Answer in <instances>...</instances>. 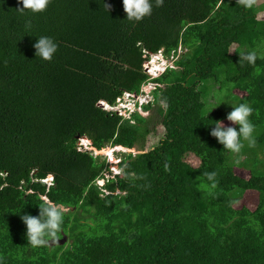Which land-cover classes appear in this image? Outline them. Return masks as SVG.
Listing matches in <instances>:
<instances>
[{"label":"trees","instance_id":"obj_1","mask_svg":"<svg viewBox=\"0 0 264 264\" xmlns=\"http://www.w3.org/2000/svg\"><path fill=\"white\" fill-rule=\"evenodd\" d=\"M258 2L164 0L130 22L123 0H51L23 15L19 0H0V264H264ZM37 36L59 45L52 61L36 59ZM258 47L255 65L239 62ZM160 51L173 66L151 75L145 64ZM148 83L152 100L130 118L100 104ZM227 103L254 109L255 147L236 162L209 134L229 122ZM158 125L164 136L146 151ZM109 145L128 149L115 175L100 155ZM249 191L257 207H238ZM42 197L69 211L50 243L32 248L21 215H38Z\"/></svg>","mask_w":264,"mask_h":264},{"label":"clouds","instance_id":"obj_2","mask_svg":"<svg viewBox=\"0 0 264 264\" xmlns=\"http://www.w3.org/2000/svg\"><path fill=\"white\" fill-rule=\"evenodd\" d=\"M19 2L22 4V7L17 9V11L23 15L26 12H31L32 14L45 12L51 3V0H19ZM238 2L245 4V6L248 7L252 4V0H238ZM163 4L164 0H154V4L153 0H123L126 20L130 22H140L145 17L152 15L154 5L155 7H162ZM105 5L109 8L107 4ZM33 47L35 49L36 59L38 58L40 60L50 62L57 53L59 45L53 37L37 36V40ZM258 50L259 47L257 50L248 51L246 53L243 51L237 52L240 57L239 62H247L248 65H255L258 59ZM229 53L232 52L230 51ZM159 56L160 52L153 54L146 64L149 65L152 61H156L161 68L163 67L161 70L157 69L160 73H162L169 66H173V64H170L164 55V61L159 59ZM103 102L104 101L100 104L103 105ZM227 104L232 106V111L228 112L226 116V119L230 122L231 126H226L224 120H217L214 124H210L214 125V127L211 128L209 134L223 146V151L239 154L244 147V141H247L249 147H254L256 144V129L250 119L254 109L247 103H240L239 105H233L230 103ZM215 108L217 107H213L209 113H211ZM82 144L85 145L84 143ZM122 149L126 148H121V150ZM95 152L98 154L97 151ZM117 168L119 170L118 173H120L121 169L118 166ZM212 175L214 174H209L208 178L212 179ZM52 179L53 176L51 175L48 179H45L44 182L49 183ZM41 200L42 202L38 204V215H21V220L26 226V239L32 248L44 247L48 245L50 243L48 238H54L61 230L64 218L69 211L65 205L55 203L47 197H42Z\"/></svg>","mask_w":264,"mask_h":264},{"label":"rangeland","instance_id":"obj_3","mask_svg":"<svg viewBox=\"0 0 264 264\" xmlns=\"http://www.w3.org/2000/svg\"><path fill=\"white\" fill-rule=\"evenodd\" d=\"M264 0H259L258 3H262ZM264 13H261V15H263ZM236 49V46H233L232 47V51H235ZM183 52V51H182ZM159 59H161L162 61H164V57L163 56H159L158 57ZM177 58V57H176ZM159 61V60H158ZM163 64V63H162ZM175 66V65H174ZM149 67H151L152 69H155V70H161L162 68L160 67V65H158V63L156 61H152L151 64H149ZM147 72H149V70H147ZM160 73V72H159ZM154 75H157V74H154ZM147 87H152V86H147ZM217 88V87H216ZM147 91H150L152 92V89H148ZM236 93H239V94H242L241 92H238L236 91ZM220 96H225V92L220 94ZM211 102L214 104V107L218 106L217 103L218 101L217 100H213L211 99ZM153 114H156V111L155 110H150L148 112H146L145 115H153ZM230 122H225L226 125H229ZM164 128L163 126L161 125H158L157 128H156V131L155 133L153 134H150L148 139H147V143H146V147H145V150H150L152 149L155 145L158 144L159 140L161 139V137L164 136ZM81 144L84 143L85 145L88 143V141H84V140H81L80 141ZM244 144V148H248V143L247 141H244L243 142ZM255 147V146H254ZM114 151V152H113ZM124 152H127V149H119V148H116V147H111L110 145L108 147H106L105 150H102L100 153V155H102L104 158H106V160L111 164V170L113 171V174L112 175H115L119 172L117 166H116V163H118L120 161V159L122 158ZM137 152V151H135ZM95 154H97L95 152ZM237 155L238 154H234V153H230L229 154V159L233 162H236L237 160ZM263 156V154H262ZM245 158V156H241V159L243 160ZM186 160L191 163L193 166H198L200 164V159L194 155V154H189L187 157H186ZM236 173L239 174V175H243V176H248L249 175V172L247 170H244V169H239V168H236ZM101 184H103V181L101 182ZM258 202H259V196H258V193L255 192V191H249V192H246L244 193V195L242 196V198L240 199L239 203H238V207H241V206H248L250 209H255L258 205Z\"/></svg>","mask_w":264,"mask_h":264},{"label":"built area","instance_id":"obj_4","mask_svg":"<svg viewBox=\"0 0 264 264\" xmlns=\"http://www.w3.org/2000/svg\"><path fill=\"white\" fill-rule=\"evenodd\" d=\"M160 55H162V52L160 51ZM146 71L149 70L148 73L150 74H159L158 70L152 69L149 67L148 64H145ZM163 69V67H162ZM152 86V87H147ZM154 89L155 85L148 83L145 85L142 89V91L137 93H131V92H125L123 97L118 99V102L116 105L111 106L106 102H103V106L107 110H113L117 112L119 115H122L123 117L130 118L132 113L136 110H139L140 112L143 111V106L150 102L152 100V94L150 91H147L148 89ZM138 103V106H137ZM137 106V107H136Z\"/></svg>","mask_w":264,"mask_h":264},{"label":"water","instance_id":"obj_5","mask_svg":"<svg viewBox=\"0 0 264 264\" xmlns=\"http://www.w3.org/2000/svg\"><path fill=\"white\" fill-rule=\"evenodd\" d=\"M66 241V236H64L62 239H60L59 241L57 240L56 242L58 243H64Z\"/></svg>","mask_w":264,"mask_h":264},{"label":"bare ground","instance_id":"obj_6","mask_svg":"<svg viewBox=\"0 0 264 264\" xmlns=\"http://www.w3.org/2000/svg\"><path fill=\"white\" fill-rule=\"evenodd\" d=\"M114 152V151H113Z\"/></svg>","mask_w":264,"mask_h":264}]
</instances>
